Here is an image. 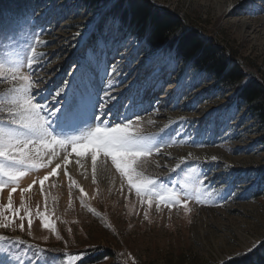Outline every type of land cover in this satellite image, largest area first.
I'll return each instance as SVG.
<instances>
[{
	"label": "rangeland",
	"instance_id": "obj_1",
	"mask_svg": "<svg viewBox=\"0 0 264 264\" xmlns=\"http://www.w3.org/2000/svg\"><path fill=\"white\" fill-rule=\"evenodd\" d=\"M145 1L178 16L188 28L223 49L244 74L264 85V0ZM102 11L103 7L88 9L81 0H0V55L17 49L27 53L30 46L43 53L34 70L42 78L40 88L46 96L49 89L71 80L70 74L85 58L92 61L96 83L103 88L106 73L122 59H107L112 54L106 55L104 47L113 39V30L104 31L108 38L98 37L95 27ZM123 29L117 26V33ZM37 38L42 43L36 44ZM130 39L124 35L120 41L124 50L132 51L128 53L130 72L125 73L136 78L131 89L137 91L140 87L133 85H144L140 91L147 92L151 89L149 77L155 81V76L157 88L155 85V90L147 93L148 100L141 102L149 109L145 114L134 113L124 100L119 116L107 118L135 120L139 116L146 134L163 137L164 142L169 137L178 142L148 156L144 175L173 186L195 169L207 174L200 179L208 193L223 191L207 196L204 204L190 200L188 212L182 205L169 210L160 204L158 209L155 201L151 206L141 204L135 190L129 191L126 179L122 186V178L110 160L104 162L98 157L94 180L90 157L77 158L73 153L67 166L61 162L58 175L45 182L43 194L37 178L46 175L49 168L31 172L21 180V188L34 179L37 183L23 197L19 189L13 193V209L25 217L24 227L19 228V216L4 212L12 223L7 229L0 228V235L9 238L0 241V261L18 256L23 264L35 259L33 252L42 249L40 264H66L73 255L80 256L74 264H84L86 256L98 250L108 253L99 264H220L222 258L225 262L234 260L264 243V144L255 116L237 102L233 90L221 88L203 71L180 65L168 54H161L158 64L162 74L173 73L160 79L161 67L151 72L150 59L143 62L151 56L149 49L140 45L138 54H133L139 42ZM137 66L143 76L136 75ZM24 71H29L26 66ZM8 87L6 81H0V90ZM77 159L83 168L76 164ZM65 167L76 181L71 189L63 174ZM81 188L87 193L83 197L87 207L80 202ZM10 190L5 187L0 192V210L6 207ZM38 210L49 217L55 232L43 228Z\"/></svg>",
	"mask_w": 264,
	"mask_h": 264
},
{
	"label": "snow or ice",
	"instance_id": "obj_2",
	"mask_svg": "<svg viewBox=\"0 0 264 264\" xmlns=\"http://www.w3.org/2000/svg\"><path fill=\"white\" fill-rule=\"evenodd\" d=\"M3 39L9 37L4 36ZM39 43L42 41L37 38L36 44ZM42 55L43 53L37 52L35 46H30L27 53L17 49L0 55V81L9 84L8 88L0 90V192L5 187L11 189L8 192L6 207L0 210V228L7 229L12 223L4 215L5 211L19 216V210L13 209V193L19 189L23 197L37 183L34 179L28 187L21 188V180L31 172L49 168L46 175L37 178L43 194L45 182L58 175L61 162L67 166L70 162L69 156L73 153L77 158L90 157L94 180L98 157L104 162L110 160L122 178V186L126 179L129 191L135 190L141 204L147 203L151 206L155 201L158 209L160 204L169 210L182 205L188 212L191 211L188 207L190 200L204 204L208 202L207 196L223 191L213 189V193H208L203 187L205 181L200 179L207 174L197 173L195 169H191L181 183L173 186L143 174L142 169L148 156L159 154L162 148L172 147L178 142L173 141L172 137L164 142L163 137L146 134L140 127L139 116L135 120L126 116L119 120L107 118L109 115L119 116L120 109L125 107L124 100H131L132 107L136 106L134 95H113L121 83L117 78L124 75L117 66L113 65L111 71L106 73L107 86L101 88L96 83L92 61L85 58L70 74L71 80L63 81L55 90L49 89L46 96L44 89L40 88L42 78L34 70V65L39 64ZM25 66L29 70L27 73L24 71ZM34 76L36 79H33ZM148 123L153 121L149 120ZM191 143L194 144L195 141ZM54 162L55 166L50 167ZM76 164L84 167L80 159L76 160ZM63 174L70 181V189L76 185L67 167L64 168ZM80 192V202L87 207L83 198L87 193L83 188ZM90 211L95 213L94 209ZM25 212L31 217L32 213L28 209H25ZM37 215L41 217L43 228L56 231L47 215L39 210ZM19 219V228L23 230L25 217L19 216ZM28 224L31 228L30 218ZM8 239L0 235V241ZM42 251L44 250L37 249L33 252L35 259L29 258L23 264H40L39 253ZM79 259L80 256L73 255L67 259L66 264H74ZM13 262L21 264L20 257H13L11 260L6 257L0 264ZM220 264H225L223 258Z\"/></svg>",
	"mask_w": 264,
	"mask_h": 264
},
{
	"label": "trees",
	"instance_id": "obj_3",
	"mask_svg": "<svg viewBox=\"0 0 264 264\" xmlns=\"http://www.w3.org/2000/svg\"><path fill=\"white\" fill-rule=\"evenodd\" d=\"M81 1L88 9L103 7V16L119 20L125 34L143 38L151 50H172L177 60L203 71L221 88L233 90L237 102L246 105L249 113L255 116L262 130L260 142L264 144V85L244 74L216 43L204 38L199 31L188 28L178 16L159 10L145 0ZM261 173L264 175V168ZM107 255V252L98 250L86 256L84 264H99ZM225 264H264V243L255 251Z\"/></svg>",
	"mask_w": 264,
	"mask_h": 264
},
{
	"label": "bare ground",
	"instance_id": "obj_4",
	"mask_svg": "<svg viewBox=\"0 0 264 264\" xmlns=\"http://www.w3.org/2000/svg\"><path fill=\"white\" fill-rule=\"evenodd\" d=\"M243 23H246V21H244ZM124 64H125V61L124 60L123 61L122 60H118V61H116L112 65H115L119 69H122L123 70V67L122 66ZM117 79L119 81H121V83L119 84V88L116 91L113 92V95H118V93H128L130 95H134L135 96V100H136V106L134 108L132 107L131 100H127V102L125 104L128 103L129 105H131L130 108H132V110H134V113H138V112H142V111L144 112L146 109H147V111H149L148 107H146V104L145 103H141L142 101L145 100V98L147 99V93H148L147 89H146L147 92H141V91L138 90L139 88L137 89V91L136 90H132L131 87H130L132 81L127 82L125 75H122L121 77H119ZM155 79L156 80L154 81V77H153V80L151 81L152 87H155V84H156V81H157L158 78L155 76ZM106 86H107V82H105L103 84V87H106ZM133 88H135V87H133ZM129 90H131L130 93H129ZM118 99H119V96H118ZM138 105H141V106H143L145 108H143V107L140 108ZM53 165H55V162L53 163ZM53 165H51V166H53Z\"/></svg>",
	"mask_w": 264,
	"mask_h": 264
},
{
	"label": "built area",
	"instance_id": "obj_5",
	"mask_svg": "<svg viewBox=\"0 0 264 264\" xmlns=\"http://www.w3.org/2000/svg\"><path fill=\"white\" fill-rule=\"evenodd\" d=\"M103 22H104L103 23L104 30L108 31V32H109L110 29L113 30V32L111 33L112 37H115L116 40L120 42V40H122V36L117 33V26H119V23L116 20L112 19V18H106V19L103 20ZM132 40L138 41L139 45H143L146 48V46L144 44H142L144 42V39L133 38ZM149 51L151 53L150 57H152L151 58L152 60L159 59V51L151 50V49H149ZM122 52L125 53V54L127 53V55H128V53H132V51H130L129 49L125 50V51H122Z\"/></svg>",
	"mask_w": 264,
	"mask_h": 264
},
{
	"label": "water",
	"instance_id": "obj_6",
	"mask_svg": "<svg viewBox=\"0 0 264 264\" xmlns=\"http://www.w3.org/2000/svg\"><path fill=\"white\" fill-rule=\"evenodd\" d=\"M151 4V3H150ZM154 7V6H153ZM237 64V63H236ZM238 65V64H237ZM250 76H252L251 74H249ZM257 82V81H256ZM257 83H259V82H257ZM260 84V83H259ZM263 88H264V86H263Z\"/></svg>",
	"mask_w": 264,
	"mask_h": 264
}]
</instances>
